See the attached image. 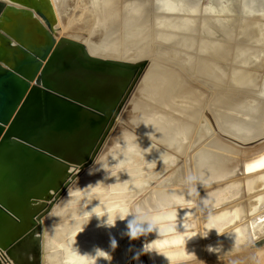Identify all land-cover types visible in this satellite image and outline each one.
Here are the masks:
<instances>
[{
  "label": "bare ground",
  "instance_id": "6f19581e",
  "mask_svg": "<svg viewBox=\"0 0 264 264\" xmlns=\"http://www.w3.org/2000/svg\"><path fill=\"white\" fill-rule=\"evenodd\" d=\"M50 1L61 36L83 41L96 55L152 60L98 157L103 160L129 130L142 149L152 148L126 153L128 159L112 169L116 177L104 170L89 175L90 168H100L96 163L79 174L44 218L43 264H62L70 240H76L82 255L94 254L97 247L111 255L98 264H169L166 257L171 264L201 259L237 264V255L248 259L244 251L264 241V167L259 166L264 160V66L257 56L264 55V0ZM252 45L263 50L256 52ZM162 46L178 51L157 52ZM158 55L204 76L212 85L208 99L181 87L172 64L152 57ZM221 65L232 72L231 80L226 74L228 85ZM97 181L104 182L98 198L114 227L102 226L95 216L89 220L81 206L87 192L79 193L77 186ZM98 203L93 200L86 210ZM139 204L157 210L162 239L154 246L163 255L143 253L157 233L137 240L126 235L133 217L124 218ZM250 250L263 264L264 247Z\"/></svg>",
  "mask_w": 264,
  "mask_h": 264
},
{
  "label": "water",
  "instance_id": "95a60500",
  "mask_svg": "<svg viewBox=\"0 0 264 264\" xmlns=\"http://www.w3.org/2000/svg\"><path fill=\"white\" fill-rule=\"evenodd\" d=\"M60 31L50 0H0V264H43L44 218L152 64L93 54Z\"/></svg>",
  "mask_w": 264,
  "mask_h": 264
},
{
  "label": "clouds",
  "instance_id": "9594fccd",
  "mask_svg": "<svg viewBox=\"0 0 264 264\" xmlns=\"http://www.w3.org/2000/svg\"><path fill=\"white\" fill-rule=\"evenodd\" d=\"M145 124V123H144ZM139 126V125H138ZM136 126L135 129L138 127ZM121 141L124 142V145L122 146ZM152 146L147 149H142L141 146L138 143V137L135 134V131L129 130V134L125 135L124 133L121 134V137L113 143L111 146L109 152L106 154L105 158L101 160L99 157L95 161L96 164L100 166L99 169L93 167L88 170L89 175H94L96 171L99 170H104L106 171L110 176L116 177L112 173L113 168L119 167L123 162H125L128 159V156L126 153H132L137 151L139 149L142 154H145V152H151ZM121 156L124 157V159H121ZM113 161H117L115 164L110 163V159ZM188 182L191 183L193 182V178L189 177L187 178ZM103 181H97L95 184H89L84 188H80L77 186L76 191L79 193L83 194L87 192L86 196H82L81 199V206L85 207L86 213L89 214V220L95 216L99 220L102 221V226H109V227H114L115 223L110 224L108 222L109 216L107 212V205L104 204V202L98 198L99 196V191L101 189V185H103ZM68 196L70 199L67 202H71L73 199V194L72 191H68ZM91 199V203L93 200L99 201V203L95 206L92 207L90 211H87V207L89 204L88 201ZM157 210L152 209L150 210L143 204H139L136 206V208L128 214L127 217L124 219H127L130 215L133 217V219L129 220L127 228L128 231L126 235L130 237L132 240H137L141 237H147L148 235L152 233H157L158 238L146 243L144 245L143 253H156L159 255H163L160 253L155 245V242L157 240L162 239L161 236V230H160V224L157 215L155 214ZM106 217V219H105ZM120 219V218H117ZM120 219V220H124ZM206 237V236H204ZM111 246L113 249L117 247V242L115 239L112 240ZM169 261V264H171V261L169 260L168 257H166ZM111 260V255L106 252L102 248H95L94 254L93 253H88V254H80L79 249L76 247V240H70L67 244L66 249L63 252V258H62V264H98V262L101 260ZM134 259H139V254H137Z\"/></svg>",
  "mask_w": 264,
  "mask_h": 264
},
{
  "label": "rangeland",
  "instance_id": "374dc122",
  "mask_svg": "<svg viewBox=\"0 0 264 264\" xmlns=\"http://www.w3.org/2000/svg\"><path fill=\"white\" fill-rule=\"evenodd\" d=\"M218 39H220V38H218ZM221 42H222V40H221ZM224 42V41H223ZM151 43V42H150ZM149 47L152 49V50H154L152 47L153 46H151V45H149ZM163 48H159V47H157L158 49H159V51H157V52H159V53H163L164 51L165 52H168V51H171V53H173V51L175 50V51H178V50H176V49H171L170 48V46H168V47H165V46H162ZM259 46H257V45H252L251 46V48L254 50V51H258V50H263L262 49V47L261 48H258ZM156 49V48H155ZM149 51V50H148ZM154 51H156V50H154ZM163 51V52H162ZM255 52V53H256ZM258 55H260V57L258 56ZM169 56H172V57H174V59H178L177 58V56L175 55V54H173V55H171V54H169ZM192 56V55H191ZM257 56H258V62H260V66H264V55H261V54H257ZM152 57H157V58H159V61L160 62H165V63H167V65H171V67L173 66V68L174 69H172V71L175 73L174 75L177 77V79H178V84L181 86V87H184V88H187V89H189V90H191L192 92H196L197 94H199V96L201 95V96H203V98L206 100V99H208V95L210 94V92H209V89L212 87V85L211 84H209V83H207V80L205 79V77L204 76H202L201 74H199V72H197V71H195V70H186V69H184L183 67H182V65H177V63L178 62H174V61H172V59L171 58H169V57H167V56H161V55H158V56H152ZM166 57V58H165ZM171 59V60H169V59ZM260 59V60H259ZM262 59V60H261ZM154 61H156V60H154ZM262 61V62H261ZM186 65H191L192 66V63L191 64H187L186 63ZM175 66V67H174ZM221 69H219V72H221V74H223V76L226 78L225 80H226V83H227V85H228V82H230V78L232 77L231 75H232V72H231V70L230 69H226V68H228V66L227 67H223L222 65H221V67H220ZM164 69V68H163ZM257 69V68H256ZM230 72H228V71ZM223 71V72H222ZM256 71H258V69L256 70ZM197 74H196V73ZM158 73V71L156 72V74ZM226 74H227V76H229V79H228V77H226ZM193 75V76H192ZM199 76V77H198ZM193 77V78H192ZM195 77V78H194ZM202 77H203V79H202ZM228 79V80H227ZM206 80V81H205ZM228 81V82H227ZM186 82V83H185ZM185 83V84H184ZM176 84H177V82H176ZM174 85L175 86V91H177L178 90V88L177 87H180V86H178V84L177 85ZM188 85V86H187ZM198 87V88H197ZM201 87H202V89H201ZM199 89V90H198ZM208 90V91H207ZM202 93V94H201ZM205 107V109H207V111L208 112H210L211 113V115H212V112H211V110H210V108L208 107V105H207V107L206 106H204ZM186 122V121H185ZM178 182V181H177ZM177 182H175V180H168V183L169 184H174V183H177ZM180 184H184L185 183V181H184V179H182L180 182H179ZM264 247V241H262V242H259V243H257V244H254L253 245V247H251V248H248V249H246V251H244V255L247 253L248 254V259H244L241 255H237V256H235L236 257V259L238 260L239 259V261L240 262H238L237 261V264H257L256 263V261L254 260V258H253V256H252V254H251V250L250 249H259V247L260 248H262V247ZM250 255V256H249ZM218 258V257H217ZM243 259V260H242ZM264 259V258H263ZM209 260V259H208ZM207 259L206 260H197V261H194L193 263H191V262H178V263H176V264H183V263H185V264H207V263H205V262H207L208 261ZM213 261H214V259H212ZM212 260H209V261H212ZM248 260V261H247ZM208 261V262H209ZM236 261V260H235ZM245 261V262H244ZM218 262H220V261H217V263L216 264H219ZM242 262H244V263H242ZM248 262V263H247ZM262 263L264 264V260H262ZM235 264H236V262H235Z\"/></svg>",
  "mask_w": 264,
  "mask_h": 264
},
{
  "label": "snow or ice",
  "instance_id": "6c2138e0",
  "mask_svg": "<svg viewBox=\"0 0 264 264\" xmlns=\"http://www.w3.org/2000/svg\"><path fill=\"white\" fill-rule=\"evenodd\" d=\"M259 166H260V167H264V160H261V161L259 162ZM250 169H251V166H250Z\"/></svg>",
  "mask_w": 264,
  "mask_h": 264
},
{
  "label": "built area",
  "instance_id": "2783aa9c",
  "mask_svg": "<svg viewBox=\"0 0 264 264\" xmlns=\"http://www.w3.org/2000/svg\"><path fill=\"white\" fill-rule=\"evenodd\" d=\"M5 264H7V263H5Z\"/></svg>",
  "mask_w": 264,
  "mask_h": 264
}]
</instances>
